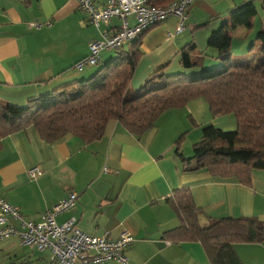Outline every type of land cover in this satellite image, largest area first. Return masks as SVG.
Masks as SVG:
<instances>
[{
    "label": "crops",
    "instance_id": "1",
    "mask_svg": "<svg viewBox=\"0 0 264 264\" xmlns=\"http://www.w3.org/2000/svg\"><path fill=\"white\" fill-rule=\"evenodd\" d=\"M92 1L99 8L105 2ZM232 1L193 0L186 10L185 29L171 39L166 34L176 26L173 16L147 30L129 89L139 88L158 66L164 74L186 72L179 66L177 52L190 40L203 56V65L215 64L216 53L206 47V38ZM209 17L219 18L203 29L196 27ZM133 19V15L126 17L128 26ZM33 22L40 28L31 27ZM120 23L111 19L97 27L88 24L74 0H0V100L21 106L61 85L91 76L92 67L80 72L73 65L88 54L93 39L113 34ZM99 61H103L101 57ZM204 104L196 98L183 108L163 111L154 127L141 136L128 134L114 120L109 121L104 136L85 144L69 135L45 143L32 127L13 132L1 139L0 197L24 219L34 220L51 203L75 192L74 208L59 214L56 223L75 218L81 232L97 237L106 234L110 239L129 232L134 242L125 251L127 264H209L200 244H171L161 239L165 230L178 224L165 198L176 188H188L201 209V223L226 216H254L264 223V171H252L249 188L233 177L210 176L204 169L180 172L173 152L175 138L192 135L193 145L201 126L217 125L215 120L221 119L207 114ZM199 109L204 110L201 120ZM230 119L220 128L234 126ZM183 147L180 152L186 157ZM32 168L41 171L35 179L27 175ZM233 249L243 264H264V242H239ZM49 260L48 252L25 247L15 236L0 240V264H50Z\"/></svg>",
    "mask_w": 264,
    "mask_h": 264
},
{
    "label": "trees",
    "instance_id": "2",
    "mask_svg": "<svg viewBox=\"0 0 264 264\" xmlns=\"http://www.w3.org/2000/svg\"><path fill=\"white\" fill-rule=\"evenodd\" d=\"M170 1L175 0L145 3L164 7ZM259 1L264 12V0ZM254 5L252 0L231 5L225 10L227 19L220 18L218 26L210 30L206 47L215 51L216 66L203 65V56L190 40L177 52L179 66L186 72L165 75L158 66L139 88L130 90L129 80L142 55L141 38L146 29L137 39L114 51L90 77L61 85L21 106L0 100V146L1 139L26 127L35 129L45 143H54L65 135L77 137L83 144L91 143L104 136L111 120L128 134L141 136L154 127L163 111L183 108L201 98L212 118L225 114L234 117V129L223 130L211 123L201 126L200 137L186 157L180 152L184 134L176 137L173 152L180 172L204 169L210 176L233 177L249 188L252 171H264V26L255 35L263 53L255 67L231 64L229 32L243 27L251 30ZM218 18L209 17L196 27L203 29ZM128 94L131 97L127 98ZM189 119L191 126L196 127ZM170 195L165 202L178 224L165 230L161 239L171 244H200L209 264H243L233 244L264 242V223L256 217L206 218L201 223V209L188 188H176Z\"/></svg>",
    "mask_w": 264,
    "mask_h": 264
},
{
    "label": "built area",
    "instance_id": "3",
    "mask_svg": "<svg viewBox=\"0 0 264 264\" xmlns=\"http://www.w3.org/2000/svg\"><path fill=\"white\" fill-rule=\"evenodd\" d=\"M78 7L85 13L87 23L97 26L105 21L119 18L121 23L113 34H102L100 39H93L88 44V54L74 64L76 71L84 67H91L97 62L102 50H117L123 44L137 38L147 28L165 21L167 16L177 19L174 31H168L166 38L181 33L184 28L185 9L193 0H175L166 6L150 7L145 0H105L102 7H97L92 0H74ZM133 15L134 21L128 26L126 17ZM48 25V24H46ZM36 29L37 24H31ZM39 174L38 169L28 171L30 178ZM76 194L69 193L59 202H53L50 208L42 213L37 220H23L17 209L10 207L0 198V240L16 234L23 245H28L37 250H48L51 264H99L102 261H113L125 264L127 259L125 249L133 243V238L128 232L120 233L114 240L106 235L94 237L80 232L75 227L73 218L66 219L61 225L55 222V216L74 206ZM17 223L16 229L12 224Z\"/></svg>",
    "mask_w": 264,
    "mask_h": 264
},
{
    "label": "rangeland",
    "instance_id": "4",
    "mask_svg": "<svg viewBox=\"0 0 264 264\" xmlns=\"http://www.w3.org/2000/svg\"><path fill=\"white\" fill-rule=\"evenodd\" d=\"M242 0H234L232 1V4H238L240 3ZM249 1V0H247ZM253 1V4H255V8H256V13H255V18L253 19V24H252V28L251 30L249 29H245L244 27L243 28H235L233 30H231L229 32V36H230V50H231V57H230V60H231V64H246V65H249V67H255V65H257V63L259 62V60L262 59V55L263 53H261L259 51V41L255 40V35H256V32L257 30H259L258 28L261 26H264V12L262 11L261 9V3L259 0H252ZM222 3L219 2L218 5L222 6L221 5ZM230 5V6H231ZM224 7V6H222ZM195 14H197L196 12H194V16ZM221 18H226L225 16H222ZM209 49H212V48H209ZM110 53H109V52ZM113 52L112 50H105V51H102L100 53V57H101V60L103 61H99L91 68V69H95L98 70L99 68H101V66L107 61V59L110 57V56H113ZM208 53V52H206ZM214 66L218 65V62H216L215 64H213ZM213 66V67H214ZM95 71H94V74H95ZM172 73H177V72H172ZM170 73V74H172ZM181 73V72H180ZM170 74H165V75H170ZM93 75V74H92ZM88 77V76H87ZM90 77V76H89ZM128 97H131L130 94L127 95V98ZM201 99V98H199ZM203 100L201 99V102ZM204 102V101H203ZM205 107V110L208 114V111H207V105L206 103L204 104ZM203 111L202 109H199V119L201 120V117L203 115ZM201 116V117H200ZM210 117V116H209ZM230 119V122L231 120H233L234 117L232 116H227L226 114L223 115L221 117V119H217L215 121H218L217 125H214L216 127H219L221 126L222 123H227V120ZM199 120V121H200ZM213 124V123H211ZM219 125V126H218ZM222 127V126H221ZM226 128H222L223 130H233L234 129V126H229L226 124ZM232 127V128H231ZM191 136L192 135H186L184 134L183 137L184 139L181 140L182 141V145H184L183 147V154L186 156L187 155H191ZM190 140V141H189ZM190 142V143H189Z\"/></svg>",
    "mask_w": 264,
    "mask_h": 264
},
{
    "label": "bare ground",
    "instance_id": "5",
    "mask_svg": "<svg viewBox=\"0 0 264 264\" xmlns=\"http://www.w3.org/2000/svg\"><path fill=\"white\" fill-rule=\"evenodd\" d=\"M81 10H82V9H81ZM186 10H187V8L185 9V19L187 18ZM82 11H83V10H82ZM83 12H84V11H83ZM84 14H85V13H84ZM130 15H132V14H130ZM170 16H171V15H170ZM167 17H169V16H167ZM112 19H114V18H112ZM117 19H119V18H117ZM166 19H167V18H166ZM166 19H165V21H166ZM109 20H111V19L109 18ZM119 20H120V19H119ZM133 20H134V19H133ZM186 20H187V19H186ZM107 21H108V20H107ZM107 21H105V22H107ZM120 21H121V20H120ZM126 21H127V20H126ZM127 22H128V21H127ZM163 22H164V21H163ZM163 22H162V23H163ZM160 23H161V22H160ZM160 23H157V24H160ZM162 23H161V24H162ZM31 24H34V22H33V23H30V26H31ZM35 24H37V23H35ZM100 24H102V23H100ZM157 24H155V25H157ZM37 25H38L39 28H40L41 25H40V24H37ZM98 25H99V24H98ZM98 25H97V26H98ZM131 25H132V24H131ZM155 25L152 26V27H155ZM97 26H95V27H97ZM31 27H33V26H31ZM118 27H119V26H118ZM152 27H150V28H152ZM33 28H35V27H33ZM39 28H38V29H39ZM150 28H149V29H150ZM117 29H118V28H117ZM147 29H148V28H147ZM149 29H148V30H149ZM184 29H185V20H184V28H183V30H184ZM183 30H182V31H183ZM144 31H145V30H144ZM144 31H143V32H144ZM173 31H174V30H173ZM182 31H181V32H182ZM114 32H115V31H114ZM114 32H113V33H114ZM106 34H107V33H105V35H106ZM167 34H168V32H167ZM179 34H180V33H179ZM141 35H142V34H141ZM176 35H178V34H176ZM176 35H173L172 37H175ZM138 37H139V36H138ZM138 37H137V38H138ZM172 37H168V38H166V39L168 40V39H171ZM135 38H136V37H135ZM135 38H133V39H135ZM137 38H136V39H137ZM133 39H131V41H132ZM131 41H130V42H131ZM130 42H128V43H130ZM128 43H126V44H128ZM126 44H123L121 47L125 46ZM121 47H119V48H121ZM87 48H88V47H87ZM106 50H112V49H106ZM117 50H118V49H117ZM102 51H104V50H102ZM102 51H101V52H102ZM112 51H116V50H112ZM101 52H100V53H101ZM100 53H99V57H100ZM99 57H98V60H99ZM98 60H97V62H98ZM78 61H79V60H78ZM78 61H77V62H78ZM97 62H96V63H97ZM96 63H95V64H96ZM95 64H94V65H95ZM86 67H87V66H86ZM86 67H84V68H86ZM91 67H93V66H91ZM87 68H88V67H87ZM73 69H74V65H73ZM82 70H83V68H82ZM82 70H81V71H82ZM81 71H80V72H81ZM32 169H37V168H32ZM32 169H30V170H32ZM28 171H29V170H28ZM38 171H39V174H41V171H40L39 169H38ZM103 172H107V169L104 168ZM39 174H38V175H39ZM27 175H28V172H27ZM38 175H36V177H37ZM36 177H35V178H36ZM29 178H30V177H29ZM35 178H30V179H35ZM69 193H75V192H68V194H69ZM68 194H67V195H68ZM75 194H76V193H75ZM76 196H77V194H76ZM0 198H1V197H0ZM2 199H3V198H2ZM3 200H4V199H3ZM75 201H76V197H75ZM75 201H74V206H75ZM4 202H5V201H4ZM5 203H7V202H5ZM7 204H8V203H7ZM8 205H9V204H8ZM9 206H10V205H9ZM74 206H73L72 208H74ZM10 207H12V206H10ZM72 208H71V209H72ZM16 209H17V208H16ZM71 209H69V210H71ZM69 210H67V211H69ZM64 211H66V210H64ZM17 212H18V214H19V211H18V210H17ZM43 213H44V212H43ZM62 213H63V212H62ZM59 214H61V213H59ZM59 214H57V215L55 216V218H56ZM19 215L21 216V218H22L23 220H25V219L22 217L21 214H19ZM68 219H70V218H68ZM68 219H67V220H68ZM73 219L75 220V224H76V219H75V218H73ZM35 220H37V219H34L33 221H35ZM55 222H56V221H55ZM56 224H57V225H61L62 223H60V224L56 223ZM12 225H13L16 229L19 230V228H18L16 222L13 221V224H12ZM75 227H77V226L75 225ZM77 228H78V227H77ZM78 229H79V228H78ZM79 230H80V229H79ZM80 232H81V231H80ZM122 232H127V231H122ZM122 232H121V233H122ZM81 233H83V232H81ZM128 233H129V232H128ZM83 234H85V233H83ZM86 235H88V234H86ZM105 235H106V234H105ZM13 236H15V237L18 239V241H19V238H18V236H17L16 234H13V235L9 236L8 238L13 237ZM94 237H97V236H94ZM106 237H107V235H106ZM107 238H108V237H107ZM132 238H133V237H132ZM1 239H7V238H1ZM108 239H110V238H108ZM112 240H114V239H112ZM133 242H134V238H133ZM19 243H20V241H19ZM20 244H21V243H20ZM132 244H133V243H132ZM132 244H130V245H132ZM21 245H23V244H21ZM130 245H129V246H130ZM23 246H25V245H23ZM26 246L32 248L31 246H28V245H26ZM26 246H25V247H26ZM129 246H128V247H129ZM128 247H127V248H128ZM127 248L125 249V251L127 250ZM32 249H34V248H32ZM35 251H37V250H35ZM41 251H44V252H48V253H49L48 250H41ZM125 251H124V255H125ZM37 252H38V251H37ZM49 255H50V253H49ZM50 257H51V256H50ZM125 257H126V256H125ZM126 259H127V258H126ZM49 262H51V260H49ZM102 262H103V261H102ZM107 262H110V261H107ZM112 262H113V261H112ZM51 263H52V262H51ZM51 263H50V264H51ZM116 263H117V262H116ZM92 264H94V263H92ZM99 264H100V263H99ZM117 264H119V263H117ZM125 264H127V261H126Z\"/></svg>",
    "mask_w": 264,
    "mask_h": 264
}]
</instances>
